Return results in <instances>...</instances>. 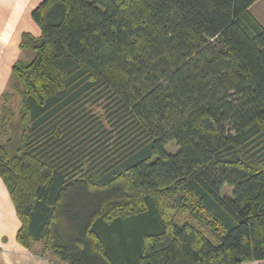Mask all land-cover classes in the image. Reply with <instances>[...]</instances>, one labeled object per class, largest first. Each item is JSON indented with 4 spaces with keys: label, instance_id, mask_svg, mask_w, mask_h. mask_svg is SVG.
Here are the masks:
<instances>
[{
    "label": "trees",
    "instance_id": "16d2710c",
    "mask_svg": "<svg viewBox=\"0 0 264 264\" xmlns=\"http://www.w3.org/2000/svg\"><path fill=\"white\" fill-rule=\"evenodd\" d=\"M256 1L35 6L41 34L19 43L33 56L13 63L0 96L19 243L62 264L264 260Z\"/></svg>",
    "mask_w": 264,
    "mask_h": 264
},
{
    "label": "crops",
    "instance_id": "0c3cea01",
    "mask_svg": "<svg viewBox=\"0 0 264 264\" xmlns=\"http://www.w3.org/2000/svg\"><path fill=\"white\" fill-rule=\"evenodd\" d=\"M40 1L0 0V96L4 84L11 78L12 65L18 59L16 52L22 32H31L35 36L41 34L40 27L32 18V11ZM250 9L264 24V0H257ZM6 58H12L7 62L9 64L5 62ZM20 225L10 193L0 176V264H62L51 254L43 255L40 243L34 249L19 243L17 232ZM259 262L264 264V260Z\"/></svg>",
    "mask_w": 264,
    "mask_h": 264
},
{
    "label": "rangeland",
    "instance_id": "374dc122",
    "mask_svg": "<svg viewBox=\"0 0 264 264\" xmlns=\"http://www.w3.org/2000/svg\"><path fill=\"white\" fill-rule=\"evenodd\" d=\"M17 47H18V50H17L16 54H17V58H18V59L30 60V59L32 58L33 53H32L30 50L22 49V48H20L19 46H17ZM14 53H15V51H13V55H14ZM10 59H12V58H6L5 62H6V63L9 62ZM5 62H4V63H5ZM7 64H9V63H7ZM5 80H6V79H5ZM4 83H5V82H4ZM8 83H9V81H7V82L4 84V86H3V91L6 89ZM0 91H1V87H0ZM3 91H2V92H3ZM167 149H168L169 151H171V152H175V151L177 150V145H176V143H175L174 141L169 142V143L167 144ZM223 192L228 193V194H231V188L228 187V186H225ZM65 224H66V222H65ZM67 224H68V222H67ZM256 263L263 264V262H259V261H257V262H246L245 264H256Z\"/></svg>",
    "mask_w": 264,
    "mask_h": 264
},
{
    "label": "bare ground",
    "instance_id": "6f19581e",
    "mask_svg": "<svg viewBox=\"0 0 264 264\" xmlns=\"http://www.w3.org/2000/svg\"><path fill=\"white\" fill-rule=\"evenodd\" d=\"M257 264H259V263H257Z\"/></svg>",
    "mask_w": 264,
    "mask_h": 264
}]
</instances>
